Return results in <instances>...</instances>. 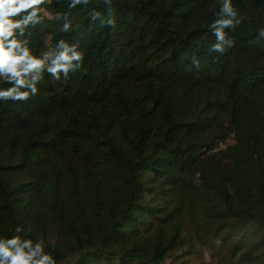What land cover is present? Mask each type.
<instances>
[{
  "label": "trees",
  "instance_id": "16d2710c",
  "mask_svg": "<svg viewBox=\"0 0 264 264\" xmlns=\"http://www.w3.org/2000/svg\"><path fill=\"white\" fill-rule=\"evenodd\" d=\"M221 4L45 6L35 54L63 38L85 60L67 79L45 73L27 102H0V238L31 228L20 235L57 264H193L200 247L264 264V0H233L242 23L224 55L209 52Z\"/></svg>",
  "mask_w": 264,
  "mask_h": 264
},
{
  "label": "clouds",
  "instance_id": "9594fccd",
  "mask_svg": "<svg viewBox=\"0 0 264 264\" xmlns=\"http://www.w3.org/2000/svg\"><path fill=\"white\" fill-rule=\"evenodd\" d=\"M53 0H0V81L10 87H0V102H27L40 93V85L47 73L53 80L67 79L70 73L80 70L85 54L78 44L59 39L55 46L40 55L30 46V28L43 22L47 15L45 6ZM89 0H69L67 7L75 9L78 5H88ZM111 15V0H104ZM101 12L93 10L90 18L93 22L100 19ZM216 19L210 24L215 42L210 45V53L224 55L236 47L235 32L242 23L239 8L233 0H222ZM61 22L60 33H69L73 21L69 12H57L54 16ZM102 24H113L110 19ZM256 40L264 39V28L257 30ZM251 43V42H250ZM193 64L198 68L199 61L194 57ZM22 226L16 227L17 235L0 238V264H57L54 254L46 251L42 238H23L28 235Z\"/></svg>",
  "mask_w": 264,
  "mask_h": 264
},
{
  "label": "rangeland",
  "instance_id": "374dc122",
  "mask_svg": "<svg viewBox=\"0 0 264 264\" xmlns=\"http://www.w3.org/2000/svg\"><path fill=\"white\" fill-rule=\"evenodd\" d=\"M66 2H69V0H64ZM203 178V175L200 177V179ZM191 233L187 234L190 235ZM224 252V250H222ZM193 264H225L223 263V257L220 255H215L214 257H211L208 255L202 247L199 249V253L193 256L192 258Z\"/></svg>",
  "mask_w": 264,
  "mask_h": 264
}]
</instances>
